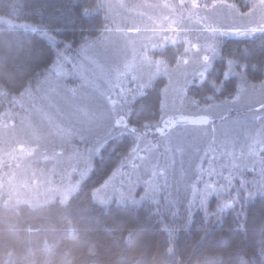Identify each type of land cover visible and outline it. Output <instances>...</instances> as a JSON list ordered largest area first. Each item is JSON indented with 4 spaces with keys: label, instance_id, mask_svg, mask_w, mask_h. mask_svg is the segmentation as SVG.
Wrapping results in <instances>:
<instances>
[{
    "label": "rangeland",
    "instance_id": "1",
    "mask_svg": "<svg viewBox=\"0 0 264 264\" xmlns=\"http://www.w3.org/2000/svg\"><path fill=\"white\" fill-rule=\"evenodd\" d=\"M96 8L107 22L99 39L63 48L46 78L0 123V190L29 203L66 200L92 156L123 127L128 101L164 76L157 138H140L94 198L106 205L164 195L171 205L184 198L197 206L238 188L264 191V81L231 103L203 110H190L186 100L187 86L216 57L219 37L264 31V0L247 15L195 0H97ZM177 42L184 43L185 57L176 66L148 55ZM152 244L150 237L143 250L150 260Z\"/></svg>",
    "mask_w": 264,
    "mask_h": 264
},
{
    "label": "trees",
    "instance_id": "2",
    "mask_svg": "<svg viewBox=\"0 0 264 264\" xmlns=\"http://www.w3.org/2000/svg\"><path fill=\"white\" fill-rule=\"evenodd\" d=\"M257 1L195 0L200 7L227 4L240 15ZM96 5L97 0H0V123L46 78L63 48L74 51L99 39L107 22ZM216 46L204 75L186 88L192 111L231 103L264 81V31L221 36ZM184 48L182 42L165 43L148 55L173 67L185 57ZM166 84L158 76L128 101L123 127L92 156L88 173L66 200L29 203L0 190V264H264L263 189L208 195L197 206L184 198L171 205L164 195L106 205L94 198L140 138H157ZM150 237L151 260L143 255Z\"/></svg>",
    "mask_w": 264,
    "mask_h": 264
}]
</instances>
